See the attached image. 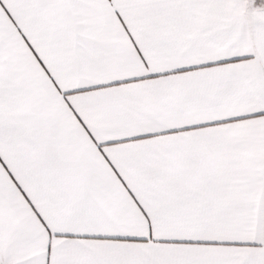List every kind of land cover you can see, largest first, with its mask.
Listing matches in <instances>:
<instances>
[{"label": "snow or ice", "instance_id": "snow-or-ice-1", "mask_svg": "<svg viewBox=\"0 0 264 264\" xmlns=\"http://www.w3.org/2000/svg\"><path fill=\"white\" fill-rule=\"evenodd\" d=\"M0 264H264V0H0Z\"/></svg>", "mask_w": 264, "mask_h": 264}]
</instances>
